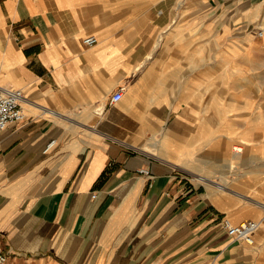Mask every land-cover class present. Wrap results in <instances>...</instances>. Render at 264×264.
Segmentation results:
<instances>
[{"label": "crops", "instance_id": "1", "mask_svg": "<svg viewBox=\"0 0 264 264\" xmlns=\"http://www.w3.org/2000/svg\"><path fill=\"white\" fill-rule=\"evenodd\" d=\"M6 86L3 264H264V0H0Z\"/></svg>", "mask_w": 264, "mask_h": 264}, {"label": "built area", "instance_id": "2", "mask_svg": "<svg viewBox=\"0 0 264 264\" xmlns=\"http://www.w3.org/2000/svg\"><path fill=\"white\" fill-rule=\"evenodd\" d=\"M261 32V31H260ZM97 37L94 34L84 37V42L94 43ZM122 91L120 88L115 90L111 95V99L115 100L120 98ZM23 92L19 87H0V131L10 122L22 120L25 117L22 109ZM55 139H51L47 147L50 146ZM139 172H144L149 175L147 167H140L137 169ZM94 195V194H93ZM261 221L258 219L248 218L238 223L231 222L228 218H224L223 226L226 232L233 239H243L249 243L254 240L253 234L259 228ZM6 260V253L0 247V264Z\"/></svg>", "mask_w": 264, "mask_h": 264}, {"label": "rangeland", "instance_id": "3", "mask_svg": "<svg viewBox=\"0 0 264 264\" xmlns=\"http://www.w3.org/2000/svg\"><path fill=\"white\" fill-rule=\"evenodd\" d=\"M261 66H263V65H261ZM246 75H247V77H257V76H260L262 74H261V72L259 70V66H258L257 69L250 70L249 73H247ZM236 144H238V143H236ZM238 145H240V144H238Z\"/></svg>", "mask_w": 264, "mask_h": 264}, {"label": "bare ground", "instance_id": "4", "mask_svg": "<svg viewBox=\"0 0 264 264\" xmlns=\"http://www.w3.org/2000/svg\"><path fill=\"white\" fill-rule=\"evenodd\" d=\"M262 31H263V30H262ZM240 148H241V145H238V147H235V146H234V149H235V150H240Z\"/></svg>", "mask_w": 264, "mask_h": 264}]
</instances>
